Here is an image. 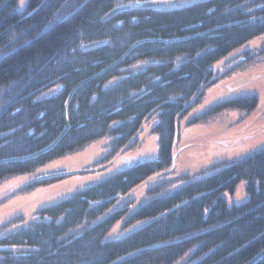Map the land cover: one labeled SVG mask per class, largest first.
I'll return each instance as SVG.
<instances>
[{"label": "trees", "instance_id": "obj_1", "mask_svg": "<svg viewBox=\"0 0 264 264\" xmlns=\"http://www.w3.org/2000/svg\"><path fill=\"white\" fill-rule=\"evenodd\" d=\"M18 1L0 0V183L107 137V151L88 169L103 167L137 147L142 124L153 117L157 156L37 209L36 220L14 231L5 233L23 216L1 224L0 264H176L185 257L180 264H245L263 250L264 146L217 162L201 177L164 179L134 209L129 195L174 170L176 125L206 89L264 59V0H197L172 9L132 0H26L23 10ZM259 35L258 49L214 73L215 63ZM53 87L57 92L41 97ZM258 102L256 94L219 101L187 125L231 110L249 114ZM66 119L69 128L52 148L9 160L49 146ZM70 174L36 176L4 200ZM241 181L247 199L228 205L223 194ZM119 220L123 229L142 224L106 240Z\"/></svg>", "mask_w": 264, "mask_h": 264}, {"label": "rangeland", "instance_id": "obj_2", "mask_svg": "<svg viewBox=\"0 0 264 264\" xmlns=\"http://www.w3.org/2000/svg\"><path fill=\"white\" fill-rule=\"evenodd\" d=\"M195 1L197 0H132L131 4L147 3L159 9H172L186 6ZM25 5L26 0H19L17 9L23 10ZM262 42V35L247 41L226 58L215 63L212 66L214 73H218V75L224 73L240 61L241 58L238 57V54L245 50H256L262 45ZM57 90V87L50 88L41 97H48ZM245 94H256L259 99L256 108L249 114L231 110L219 114L207 123L187 125L193 115L202 112L214 103ZM156 121L157 119L153 117L142 124V129L137 134L139 139L137 147L119 153L103 167L84 171L88 170L91 163L105 154L107 150L104 145L109 141L107 137L92 142L79 152L41 165L32 172L19 174L2 181L0 183V225L16 216L24 217V222L11 226L5 233L14 231L29 221L36 220L37 217L33 213L39 208L63 200L71 193L102 180L114 172L123 170L137 161L155 159L157 137L150 132V128ZM262 146H264V59L256 60L242 71L222 78L206 89L201 103L176 125V135L172 146L173 152L176 153L174 170L168 174L154 175L131 191L129 198L134 200L132 209L142 201L149 187L164 179L174 178L181 174L189 175L191 179L207 175L208 173L198 176L197 173L217 162L241 158ZM51 172L71 174L29 194L9 197L4 200L30 179ZM183 184L184 182L174 184L169 188V191ZM223 196L228 205L243 203L247 199L245 183L239 182L233 194L225 192ZM111 212L112 210L109 211V213ZM122 224V220L117 221L106 234L105 239L119 238L142 223H137L126 229L122 228ZM185 259L186 257L176 264H180Z\"/></svg>", "mask_w": 264, "mask_h": 264}, {"label": "water", "instance_id": "obj_3", "mask_svg": "<svg viewBox=\"0 0 264 264\" xmlns=\"http://www.w3.org/2000/svg\"><path fill=\"white\" fill-rule=\"evenodd\" d=\"M138 43V42H137ZM75 89V88H74ZM73 89V90H74ZM73 90L70 92V94L68 95V97H67V99H66V102H65V104H64V114H65V111H66V106H67V103H68V101H69V98H70V96H71V94H72V92H73ZM68 128H69V124H68V122H67V119H66V125H65V127H64V129L62 130V132L58 135V137L49 145V146H47L46 148H44V149H42L41 151H39V152H36V153H34V154H32V155H30V156H26V157H21V158H12V159H9V160H23V159H27V158H29V157H33V156H36V155H38V154H40V153H43V152H45V151H47V150H49L50 148H52L53 146H54V144L65 134V132L68 130ZM172 159H173V165H172V167L171 168H173V166H174V162H175V159H176V153H174L173 154V156H172ZM5 161H7V160H5ZM84 171H91L90 169H88V170H84ZM264 256V249L263 250H261L258 254H256L253 258H251L248 262H246L245 264H255L258 260H260L262 257Z\"/></svg>", "mask_w": 264, "mask_h": 264}]
</instances>
